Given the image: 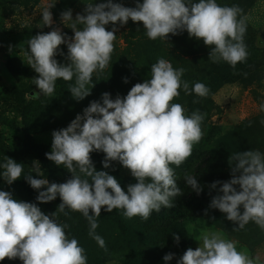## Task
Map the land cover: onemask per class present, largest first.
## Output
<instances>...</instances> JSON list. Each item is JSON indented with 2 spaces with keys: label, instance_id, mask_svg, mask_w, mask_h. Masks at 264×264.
<instances>
[{
  "label": "clouds",
  "instance_id": "9594fccd",
  "mask_svg": "<svg viewBox=\"0 0 264 264\" xmlns=\"http://www.w3.org/2000/svg\"><path fill=\"white\" fill-rule=\"evenodd\" d=\"M55 4L48 3L41 12L45 27L52 25L51 9ZM250 19L238 5L221 6L217 0H137L135 7L104 0L86 4L83 13L74 19L71 9L61 12L60 22L73 35L69 37L58 28L38 33L26 41L22 55L37 74L33 78L38 89L33 93L36 98L53 94L57 80L74 78L69 92L73 99L81 101L90 95L88 85L93 73H102L109 66L117 25L123 27L129 20L140 23L153 41H166L169 35L187 32L189 38L202 40L211 49L208 60L224 62L235 69L249 56L244 36ZM107 25L112 29L107 30ZM61 45L67 47L66 64L55 59L63 55L59 52ZM185 71L159 58L151 65L150 78L135 84L126 96L117 95L113 100L109 93H103L102 103L90 102L66 128L51 133L46 159L57 167L63 166L71 178L60 184L49 183L34 162L24 179L38 192L35 203L17 201L10 192L0 190V261L7 258L19 259L22 264H87L85 250L76 238L66 235L68 225L57 221L58 213L82 214L89 225V236L105 248L104 239L95 234L102 209L107 213L120 209L126 219L138 216L147 221L154 211L174 206L172 199L183 192L171 165L179 168L191 156L193 145L203 136L204 114L195 111L186 115L184 106L172 101L180 95L181 88L185 95L200 98L210 92L201 82L190 88L182 80ZM260 110L264 111V103ZM93 152L104 154V169L111 162H119L136 182L125 191L113 175L95 169ZM23 166L5 156L0 163V179L13 184L20 179ZM229 167L228 181H214L209 186L217 192L209 208L219 210L236 225L234 232L243 230L249 222L264 231V154L258 150L233 153ZM185 184L197 195L202 191L195 176L186 175ZM57 196L61 202L54 213L45 214L37 206ZM172 238L179 244V235L173 233ZM197 241L199 246L195 250L188 248L177 264H257L247 249L237 250L238 241L225 238L220 231L202 232ZM173 258L174 254L168 253L163 261L168 264Z\"/></svg>",
  "mask_w": 264,
  "mask_h": 264
},
{
  "label": "rangeland",
  "instance_id": "374dc122",
  "mask_svg": "<svg viewBox=\"0 0 264 264\" xmlns=\"http://www.w3.org/2000/svg\"><path fill=\"white\" fill-rule=\"evenodd\" d=\"M93 2L104 0H0V163L6 156L24 165L20 179L13 184L8 185L0 179V190L10 192L17 201L35 203L38 192L24 179L31 173L34 162L39 164L49 183L60 184L70 179L71 174L63 166L57 167L46 159L45 154L51 149V133L66 128L76 115L83 114L90 102L102 103L103 93H109L113 100L117 95L121 98L126 96L135 84L150 78L151 65L159 58L170 61L174 68H185L182 80L187 81L190 88L201 82L210 89L207 97L200 98L195 94L185 95L181 88L180 95L172 101L184 108L191 104L192 112L204 114L201 123L203 136L193 145L191 156L179 168L171 165L181 189L189 188L185 184L186 175L195 176L198 180L201 175L198 171L210 156L219 161L215 169L220 171V181L224 182L231 178L229 165L233 153L258 150L264 154V111L260 110V105L264 103V0H217L221 6L238 5L243 14L251 17L244 36L249 56L235 69L227 63L208 60L211 49L202 40L189 38L187 32L169 35L166 41L160 43L159 39L153 41L147 38L142 24L129 20L123 27L117 25L109 66L102 73H93L92 83L88 85L90 95L81 101L73 99L69 92L75 83L73 78L72 81L57 80L53 94L36 98L33 93L38 89L33 78L37 74L22 55V49L27 47L26 41L38 33L57 28L71 37V29L60 22L61 12L71 9L74 19L78 13H83L86 4ZM113 2L135 7L137 0ZM139 2L142 3V0ZM186 2L198 3L199 0ZM48 3H56L51 9V27L44 26L41 15ZM112 27L106 26L107 30ZM59 52L63 55L58 54L55 59L66 64V45H61ZM125 79L127 83H124ZM194 100L198 103H193ZM91 160L97 171H106L118 182L122 183L126 178L134 179L119 162H111L110 167L104 169L102 152L91 153ZM32 174L35 175L34 172ZM60 202L57 196L54 201L37 206L50 215ZM209 204L202 207L204 210H183L173 216L177 222L182 221L186 235V239L179 241L174 250L178 260L188 248L195 250L199 246L197 238L202 232L212 230L238 241L237 250L247 249L257 264H264V231L249 222L243 230L234 232L232 228L236 225L227 221L219 210L209 208ZM113 211L119 215L115 214L110 219L109 213L102 209L97 218L95 234L104 239L105 248L99 247L89 236V225L82 214L69 211L68 215L58 213L55 216L59 223L68 225L65 232L69 239L76 238L85 250L87 264H128L119 252L114 251L121 248L124 242L119 237V226L137 222L140 218L126 219L123 212ZM0 264L22 262L5 258ZM151 264L165 262L158 258Z\"/></svg>",
  "mask_w": 264,
  "mask_h": 264
},
{
  "label": "trees",
  "instance_id": "16d2710c",
  "mask_svg": "<svg viewBox=\"0 0 264 264\" xmlns=\"http://www.w3.org/2000/svg\"><path fill=\"white\" fill-rule=\"evenodd\" d=\"M159 42L163 43L164 40L159 39ZM191 106V104L188 107L186 106V115L192 113ZM209 161L212 162V165ZM218 162L214 156H210L208 162L198 171L201 175L197 181L202 187V191L199 195L192 191L190 187L186 190L182 189L183 195L172 199L174 206L171 209L162 208L159 213L154 211L147 221H142L139 217L140 220H137V222H131L130 224L126 223L119 226V237L121 236L124 242L122 241L121 248L113 250L119 252L121 257L128 264H151L152 261L158 258L163 260V256L168 253L174 254V258L168 263L177 264L178 258L174 250L178 244L173 241L172 234L176 233L179 235L180 241H184L186 235L182 221L178 220L177 222V219L175 220L173 216L181 213L183 210H185V212H189L194 208L200 210L210 203L216 190H211L209 186L214 181H220V171L215 169L218 166ZM135 182V179L126 178L122 183H119L126 191L127 186ZM115 210L116 212H123V210L120 209ZM115 214L117 213L114 211L109 213L110 219L113 218Z\"/></svg>",
  "mask_w": 264,
  "mask_h": 264
}]
</instances>
